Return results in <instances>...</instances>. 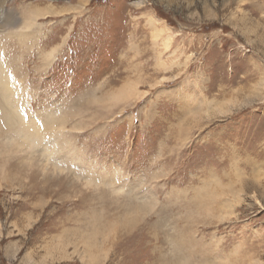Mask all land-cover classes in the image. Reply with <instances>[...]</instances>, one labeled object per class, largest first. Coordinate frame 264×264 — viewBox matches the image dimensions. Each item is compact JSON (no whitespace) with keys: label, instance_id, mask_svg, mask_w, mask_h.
<instances>
[{"label":"rangeland","instance_id":"obj_1","mask_svg":"<svg viewBox=\"0 0 264 264\" xmlns=\"http://www.w3.org/2000/svg\"><path fill=\"white\" fill-rule=\"evenodd\" d=\"M0 54V264H264V0H0Z\"/></svg>","mask_w":264,"mask_h":264},{"label":"bare ground","instance_id":"obj_2","mask_svg":"<svg viewBox=\"0 0 264 264\" xmlns=\"http://www.w3.org/2000/svg\"><path fill=\"white\" fill-rule=\"evenodd\" d=\"M64 11H67V10L66 9L54 10V9H48V7H47L45 12H42L40 10L39 11L36 10V12L31 13V11H30L29 13H27L28 17L23 22V27L30 28L31 23L34 21L35 17L48 16L50 13L61 14ZM9 25L15 26V23H10ZM13 78H14L13 74L12 73L10 74L9 69L6 66V64L4 63L2 56L0 54V104H1L0 106H2V108L4 109V114L6 116V120H5V118H3V119L7 122V123H5L6 124L5 128L3 127L2 129H0V138L6 140V142H5L6 144H9V143H11L12 145L17 144L18 147H20V146L24 147V145L32 146L31 145L32 143H37V142H39V140L41 138L46 137L45 132L42 129L38 128L37 126L35 127L36 130L32 129L33 125L30 123V121H28L27 114L23 111L22 108H20V106H21L20 97L18 96V93H17L19 88H18V86H16L15 80H14L15 83L13 82ZM23 79H24V77H23ZM133 87L134 86L132 84H129L128 88L123 91L124 94L125 93L129 94V95L137 94L138 93L137 89H134ZM1 120H2V117H1ZM18 124H19V126H18ZM61 125H62V123H61ZM53 126H55V125H53ZM43 128H45V127H43ZM12 130L14 131L15 137L13 135H10V133L13 132ZM53 133H54V131L52 132V134ZM48 136H50V135H48ZM13 137L16 139V141L12 140ZM7 138H8V140H7ZM1 142H2V140H1ZM1 145H3V144H1ZM28 148L30 149V147H28ZM33 151H34V149H33ZM49 155L50 154H48V159L50 158Z\"/></svg>","mask_w":264,"mask_h":264}]
</instances>
